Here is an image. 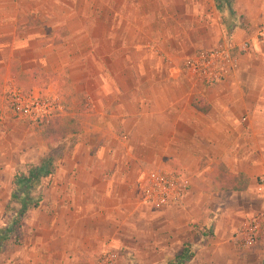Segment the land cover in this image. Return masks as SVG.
I'll return each mask as SVG.
<instances>
[{"label":"crops","instance_id":"obj_1","mask_svg":"<svg viewBox=\"0 0 264 264\" xmlns=\"http://www.w3.org/2000/svg\"><path fill=\"white\" fill-rule=\"evenodd\" d=\"M216 3L0 0V109L7 81L38 68L44 78L32 91L58 94L81 115L73 144L66 138L47 151L36 137L34 154L55 155L52 173L41 180L39 206L21 219L19 245L6 250L11 236L0 264H94L105 251L129 263L150 252L153 264V251L160 258L174 252L170 244L197 247L200 235H214L213 250L233 248L236 229L264 212V44L256 38L264 0H231L222 13ZM221 39L250 41L234 75L212 87L194 82L183 59ZM26 124L7 119L0 131L3 214L16 168L30 157ZM157 166L189 177L182 206L145 201L142 180ZM221 167L245 174L246 187L218 186ZM245 260L264 264V236Z\"/></svg>","mask_w":264,"mask_h":264},{"label":"built area","instance_id":"obj_2","mask_svg":"<svg viewBox=\"0 0 264 264\" xmlns=\"http://www.w3.org/2000/svg\"><path fill=\"white\" fill-rule=\"evenodd\" d=\"M256 38L264 44V22L258 26ZM249 47V40L232 45L227 39H221L215 46L198 49L186 56L182 70L194 82L212 87L234 75L239 56ZM3 100L5 106L0 109V131L7 119L40 126L66 112V104L58 94L33 91L27 94L12 80L6 83ZM258 183L264 189V172L259 176ZM189 185L187 175L162 166L147 171L141 184L145 201L157 208L182 206ZM263 236L264 212L247 218L234 234L236 243L244 249L255 247ZM117 259L116 252L107 251L99 255L97 264H117Z\"/></svg>","mask_w":264,"mask_h":264},{"label":"trees","instance_id":"obj_3","mask_svg":"<svg viewBox=\"0 0 264 264\" xmlns=\"http://www.w3.org/2000/svg\"><path fill=\"white\" fill-rule=\"evenodd\" d=\"M216 8L219 12L224 9L231 11V0H216ZM234 16V12L230 15ZM229 16V18H230ZM44 78V73L40 69H35L29 75L20 73L16 78V85L21 88L25 93L30 94L36 85H41ZM204 101L201 96H196L195 104L201 108ZM39 127V128H38ZM39 135L46 143H58L68 138L73 144L75 143V136L80 131V121L76 116H55L49 122L38 126ZM51 152L50 155L43 156L39 159L38 164L31 165L26 173L16 172L13 180V188L10 194L11 200L6 207V212L10 215L11 221L5 226L0 228V252L5 242L11 236L15 237L18 241V227L23 215L30 208H37L42 200V189L40 186L41 180L52 173L53 160L55 155ZM218 173V174H217ZM217 175L227 182L229 187L233 190H241L247 185V177L245 174H229L228 172L217 171ZM218 178L214 177V181L218 182ZM222 187H225L224 185ZM17 210L12 212L15 206ZM13 213V214H12ZM186 246V245H185ZM192 256L189 248H184L183 252L178 255L181 262L189 259Z\"/></svg>","mask_w":264,"mask_h":264},{"label":"rangeland","instance_id":"obj_4","mask_svg":"<svg viewBox=\"0 0 264 264\" xmlns=\"http://www.w3.org/2000/svg\"><path fill=\"white\" fill-rule=\"evenodd\" d=\"M62 116H76V117L79 118V121L81 120V115L80 114L79 115L78 114H71V112H70V110L68 108V105H66V112ZM26 125L30 128L31 135H33V136H31L30 141H29L30 157L29 158H25L21 163L18 164V167L16 168V170L18 172H20V173H26L27 170L31 167V165H34V164L37 165L39 159L41 158V155H38L37 153H35V154L33 153L35 150L36 151L38 150L36 137H40L41 138V136L39 135L40 133L38 131L39 127L37 128V127H34V126H30L28 124H26ZM27 126H25V127H27ZM80 128H81V122H80ZM41 140H42V142H44V147L46 148L47 151L49 149H52L53 146L55 145V143L54 144L46 143L42 138H41ZM52 151H54V149ZM164 168L171 169L172 167L169 168V167L165 166ZM220 170H222V172H223V168L222 167L220 168ZM217 174L214 176L215 178H218L217 180L219 182H217V185L218 186L227 185V182L224 181L222 177L220 179V176L217 175ZM227 187H229V186H227ZM0 206H1V204H0ZM18 207H19V205L18 206L16 205L12 209V212L14 210H17ZM10 221H11L10 215L0 213V228L1 227H5ZM21 227H22V225H21V220H20V226L18 227L17 231H19V229ZM213 236H214L213 234H210V235L206 234L205 236H202V237H204L203 239H200L201 238V235H200L199 236L200 237L199 238L200 245H198L197 247L189 245L188 248L190 249V252L192 253V256L189 259L185 260L184 262H181L178 259V255L181 254L183 251L181 249L175 248V244H170L169 245L170 248H174L173 249L174 252H171L170 255L167 254V253H163L164 257L158 258V256H157L158 253H155V251H153V264H248V262L247 263L245 262L246 261L245 259L247 258V254L249 253V251L254 250L256 246L253 247V248H247V249L241 248L236 243L235 238H234V242H235L234 243V247H233L234 249L230 248L229 246H226L224 248L221 247L219 249L213 250L214 248L213 249L211 248V245L214 242L213 241L214 238L212 239ZM185 242H187V240H185L183 243H185ZM15 243H17V244H15ZM18 243H19V240L18 241L13 240V239L10 240L9 242H7L6 250L8 249L9 251H12L14 249L13 245H19ZM188 243H189V241H188ZM192 243H193V241H192ZM206 245H207V248L205 247ZM15 247H18V246H15ZM193 247H196V248L200 247L202 249V253L199 252L197 249L193 251ZM6 250H5L4 254H3V256H5V254L11 253V252H8ZM234 251L238 252L240 254V257H242V263H241V260H240V262L235 260ZM105 252H107V251H105ZM108 252H111V251H108ZM114 252H116L117 256H118L117 264H139V262H140L139 258H141L140 253H143V255H144V257H143L144 260H142V261H144L145 264H152V263H150V260H151V257H152V253H150V252L134 253L133 255H135V257L133 259H130L131 263H129V258H128V260L124 261V259L121 258V256H120V255H123V254H121L120 252H118V251H114ZM102 253H100V254H102ZM99 255L96 257V260L94 261V264H97V259H98Z\"/></svg>","mask_w":264,"mask_h":264}]
</instances>
